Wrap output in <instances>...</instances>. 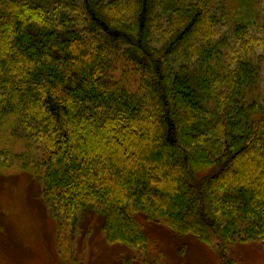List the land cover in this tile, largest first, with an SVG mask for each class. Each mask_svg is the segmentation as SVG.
I'll return each mask as SVG.
<instances>
[{"label": "trees", "instance_id": "16d2710c", "mask_svg": "<svg viewBox=\"0 0 264 264\" xmlns=\"http://www.w3.org/2000/svg\"><path fill=\"white\" fill-rule=\"evenodd\" d=\"M218 14L212 0H0V129L23 134L0 141V169L17 159L32 179L60 260L80 214L102 220L113 264L148 255L139 215L219 264L264 242V103L248 98L264 34H222ZM120 55L136 92L113 74Z\"/></svg>", "mask_w": 264, "mask_h": 264}, {"label": "rangeland", "instance_id": "374dc122", "mask_svg": "<svg viewBox=\"0 0 264 264\" xmlns=\"http://www.w3.org/2000/svg\"><path fill=\"white\" fill-rule=\"evenodd\" d=\"M218 15L225 23L219 26L222 34L230 27L246 23L257 34H264V11L261 0H212ZM257 55L256 65L261 71L260 83L250 101L264 103V55ZM115 78L133 92L140 84V73L123 55L114 64ZM252 96V97H250ZM22 132L0 129V141L7 145L20 143ZM246 159V157H242ZM11 168L0 169V264H113L119 250L108 246L102 235V220L96 224L93 214H80L75 225L70 252L60 260L57 255L56 221L49 215L32 179L12 159ZM234 168V166H232ZM93 221L89 223V217ZM99 220V219H98ZM148 238L149 253L137 255L146 264H219L216 253L194 236H177L164 224L149 222L145 216H136ZM150 255V256H149ZM236 264H264V242L250 241L237 244L231 251ZM58 256V258H57Z\"/></svg>", "mask_w": 264, "mask_h": 264}]
</instances>
